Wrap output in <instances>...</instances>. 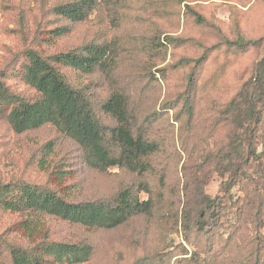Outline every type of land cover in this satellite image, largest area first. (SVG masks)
Listing matches in <instances>:
<instances>
[{"label": "rangeland", "instance_id": "rangeland-1", "mask_svg": "<svg viewBox=\"0 0 264 264\" xmlns=\"http://www.w3.org/2000/svg\"><path fill=\"white\" fill-rule=\"evenodd\" d=\"M72 1L0 0V81L34 102L39 94L23 78L27 50L58 56L105 47V64L93 73L56 66L86 93L115 154L118 124L103 106L116 94L126 101L133 134L158 150L143 174L98 170L52 125L16 134L11 107L0 104V185L25 183L71 203L113 205L129 191L152 208L113 229L42 216L29 236L28 214L0 207V264H12L14 247L54 242L90 245L85 264H264L254 241L264 235V202L251 194H264V180L256 182L264 158L226 186L245 153V122L240 111L230 121L224 114L244 88L253 96L264 90V0H92L83 22L59 18L57 5ZM59 27L68 32L52 39ZM241 36L244 47L234 44ZM256 150L264 151V130Z\"/></svg>", "mask_w": 264, "mask_h": 264}, {"label": "trees", "instance_id": "trees-1", "mask_svg": "<svg viewBox=\"0 0 264 264\" xmlns=\"http://www.w3.org/2000/svg\"><path fill=\"white\" fill-rule=\"evenodd\" d=\"M92 9V0H75L57 5L55 13L65 21L83 22ZM197 20L203 21L201 17ZM66 29L56 28L51 38L65 35L68 32ZM234 44L246 46L242 36L235 40ZM25 56L27 65L23 78L38 92L39 98L34 102L24 101L12 94L0 81V104L11 107L8 121L16 134L52 125L78 144L86 164L92 168L103 171L118 167L138 174L147 171L146 161L157 152L158 145L141 135L133 134L124 97L116 94L103 106V111L116 119L118 124L111 131L112 140L120 149L119 153L115 154L106 143L102 127L86 93L71 86L56 66L61 65L81 73H93L105 64V47L88 45L58 56H47L40 50L29 49ZM243 90L238 99L232 100L224 110L226 118L229 117L227 121L236 116V111H240L245 122L242 127L245 153L239 158L240 163L236 164V169L232 170L226 186L236 184L242 169L250 162L264 158V151L256 150V137L264 130V90H259L254 96L249 89ZM235 119L231 123H236ZM263 180L264 168L256 182ZM246 183L248 185V181ZM261 192L263 191L257 189L251 194L260 196L264 202V194ZM247 198L249 202L252 196L248 194ZM0 207L5 211L27 213L28 219L23 226L25 232L32 236L39 223L38 218L42 216L57 217L88 228L113 229L136 215L149 212L152 204L150 201H138L129 191L121 194L117 205L103 202L71 203L55 192L20 183L0 185ZM254 241L259 249H264L262 233L257 232ZM92 254L93 248L86 243H40L34 249H11L12 264H85L90 261Z\"/></svg>", "mask_w": 264, "mask_h": 264}]
</instances>
